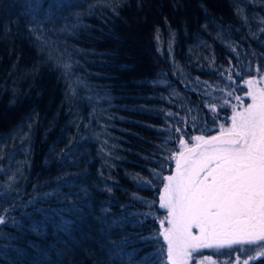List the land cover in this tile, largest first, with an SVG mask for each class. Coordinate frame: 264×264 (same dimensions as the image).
<instances>
[{"label":"trees","instance_id":"16d2710c","mask_svg":"<svg viewBox=\"0 0 264 264\" xmlns=\"http://www.w3.org/2000/svg\"><path fill=\"white\" fill-rule=\"evenodd\" d=\"M260 77L264 0H0V264H172L161 189Z\"/></svg>","mask_w":264,"mask_h":264},{"label":"rangeland","instance_id":"374dc122","mask_svg":"<svg viewBox=\"0 0 264 264\" xmlns=\"http://www.w3.org/2000/svg\"><path fill=\"white\" fill-rule=\"evenodd\" d=\"M232 99L233 119L222 133L242 134L240 145L201 148L183 168L175 165L161 189L159 202L168 213L162 236L172 264H245L264 255V215L245 214L253 194L262 195L258 206L264 198V78Z\"/></svg>","mask_w":264,"mask_h":264},{"label":"water","instance_id":"95a60500","mask_svg":"<svg viewBox=\"0 0 264 264\" xmlns=\"http://www.w3.org/2000/svg\"><path fill=\"white\" fill-rule=\"evenodd\" d=\"M243 135L240 133H220L218 135L212 136L206 139L204 142L188 148L181 152V154L177 158V165L179 168H183L186 165L187 161L194 157L196 153L201 148H210V147H235L239 145L242 141ZM261 148L264 151V138L260 142Z\"/></svg>","mask_w":264,"mask_h":264},{"label":"flooded vegetation","instance_id":"af4514ba","mask_svg":"<svg viewBox=\"0 0 264 264\" xmlns=\"http://www.w3.org/2000/svg\"><path fill=\"white\" fill-rule=\"evenodd\" d=\"M243 196H245V193H243ZM261 196L262 195L253 194V201H254L253 208H251V209L246 208L247 212L245 214L248 213L249 216H252V217L259 215V214L264 215V198L262 199L263 203H261L259 206L257 205L258 204L257 202ZM232 210H234V208H232Z\"/></svg>","mask_w":264,"mask_h":264},{"label":"bare ground","instance_id":"6f19581e","mask_svg":"<svg viewBox=\"0 0 264 264\" xmlns=\"http://www.w3.org/2000/svg\"><path fill=\"white\" fill-rule=\"evenodd\" d=\"M208 139V138H207ZM238 146V145H237ZM236 147V146H235ZM191 148V147H190Z\"/></svg>","mask_w":264,"mask_h":264}]
</instances>
